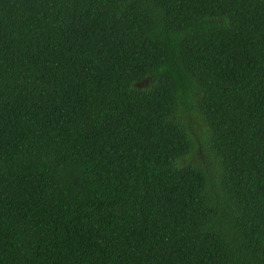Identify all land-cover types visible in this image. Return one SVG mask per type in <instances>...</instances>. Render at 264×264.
Returning <instances> with one entry per match:
<instances>
[{"label": "trees", "instance_id": "16d2710c", "mask_svg": "<svg viewBox=\"0 0 264 264\" xmlns=\"http://www.w3.org/2000/svg\"><path fill=\"white\" fill-rule=\"evenodd\" d=\"M0 264H264V0H0Z\"/></svg>", "mask_w": 264, "mask_h": 264}]
</instances>
